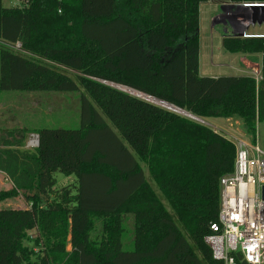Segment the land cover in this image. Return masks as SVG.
<instances>
[{
    "label": "trees",
    "instance_id": "1",
    "mask_svg": "<svg viewBox=\"0 0 264 264\" xmlns=\"http://www.w3.org/2000/svg\"><path fill=\"white\" fill-rule=\"evenodd\" d=\"M207 1L22 0L4 8L0 0V90L82 91L78 127L40 128L32 150L26 132L0 135V172L12 184L0 202L20 196L30 204L0 209V264H223L206 238L217 221L219 179L234 170L232 141L101 83L200 119L237 121L254 141L264 121V38L223 44L229 53L262 55L259 82L201 77L199 6ZM57 173L75 183L54 190ZM126 216L133 220L129 249ZM234 263L246 264L240 255Z\"/></svg>",
    "mask_w": 264,
    "mask_h": 264
},
{
    "label": "rangeland",
    "instance_id": "2",
    "mask_svg": "<svg viewBox=\"0 0 264 264\" xmlns=\"http://www.w3.org/2000/svg\"><path fill=\"white\" fill-rule=\"evenodd\" d=\"M215 2V1H214ZM4 8L21 7L22 0H1ZM227 4V2H224ZM219 10L223 8L222 1H216ZM211 5V4H210ZM218 9V7H217ZM207 4L202 3L199 6V48H200V73L203 76L218 75L228 76L238 74V70L234 69L236 66V59L233 53L225 54L223 43V31L219 26L211 27L210 20L207 13ZM237 10V9H236ZM234 11V8L230 10ZM255 25L257 23L255 22ZM264 31V22L259 24ZM231 39L232 36L225 37ZM14 51L18 48L15 46ZM227 52V51H226ZM255 56V54H253ZM261 54H257L260 59ZM241 57L240 55L236 58ZM256 58V57H255ZM250 64L252 69L256 68L255 60ZM253 64V65H252ZM217 65H225L223 69H217ZM215 66V67H212ZM218 71H221L218 73ZM70 78L74 79V72L66 73ZM102 83V82H101ZM82 91L77 93H60V92H18V91H1L0 90V133L2 135L7 132L13 133L20 137L25 132L27 133L26 146L32 136H36L35 131L43 127H71L76 128L79 124V95ZM210 128H217L222 130L224 134H229L237 138L243 139L249 145H254L264 154V121L257 123L254 141L245 134L239 122L230 120L229 123L224 119H218L217 124L205 121ZM219 130H215L218 131ZM221 133V132H219ZM222 134V133H221ZM223 134V135H224ZM244 134L245 137L242 135ZM34 149V148H28ZM145 178L155 195L159 198L166 211L173 217V212L170 206L163 198L157 186L153 183L148 170L144 165H141ZM56 184L54 190H60L63 187L75 183V176H64L60 173L55 174ZM12 184L8 178L0 173V193L10 191ZM1 208H15V209H29L30 204L22 197L15 196L0 202ZM125 232L123 233V248L129 249L133 240V220L132 216L124 218ZM100 231L99 222L95 224V232ZM29 239L39 241L38 233L30 231L28 233ZM69 250V246H67Z\"/></svg>",
    "mask_w": 264,
    "mask_h": 264
},
{
    "label": "built area",
    "instance_id": "3",
    "mask_svg": "<svg viewBox=\"0 0 264 264\" xmlns=\"http://www.w3.org/2000/svg\"><path fill=\"white\" fill-rule=\"evenodd\" d=\"M242 34V38H264ZM251 77L256 82L261 80L260 73ZM224 135L235 146L234 170L219 179L217 221L210 225L212 234L206 242L213 259L223 264H235V255L246 264H264V154L241 138ZM37 144L36 136H32L27 148H36Z\"/></svg>",
    "mask_w": 264,
    "mask_h": 264
},
{
    "label": "crops",
    "instance_id": "4",
    "mask_svg": "<svg viewBox=\"0 0 264 264\" xmlns=\"http://www.w3.org/2000/svg\"><path fill=\"white\" fill-rule=\"evenodd\" d=\"M215 1V2H214ZM216 0H209L207 2H205V4H207L208 10V16L209 18H206L208 20H210V24L211 27H215V26H219L220 29H222L223 34H224V38H223V43L222 46L224 44V39H226L225 37H227L228 35H231L232 38L237 37V34L244 32L246 33V35L249 36H261L264 35V31L262 30L261 26L259 25L261 22H264V19H260V20H253V21H246V22H239L236 20V22L232 21L235 18H242L240 16L245 17V14L243 12H240L239 10L234 9L233 12H231V8L230 9H224L223 11L219 10V5L217 6L216 4ZM211 4V5H210ZM224 5H226L223 2ZM227 4H232L230 1L227 2ZM242 5V4H240ZM218 7V9H217ZM255 22L257 23V25H255ZM224 23H228V24H224ZM224 50L225 54H228V52L225 51L224 48H222ZM234 58L236 59V66L234 67V69L238 70V74H234V75H228V76H251V74H255V73H260V68H261V56L260 59H258L257 54H255V56H253V54H245V53H233ZM241 56L239 58H236L237 56ZM256 57V58H255ZM252 60H255L256 63V68L252 69V67L250 66L252 62ZM199 66H198V72L199 75L201 77H212V78H217L218 75H210V76H203L200 73L201 70V66H200V48H199ZM253 65V64H252ZM225 66V65H224ZM223 65H217V69H223L224 67ZM215 67V66H212ZM221 71H218V73ZM221 77V76H219ZM207 126L208 124L205 121H210V123L212 124H217L218 119H201ZM225 122L229 123V119H224ZM214 130H219L217 128H212ZM1 136H3L0 133ZM25 149H28L26 144H25ZM1 173V172H0ZM3 174V173H1Z\"/></svg>",
    "mask_w": 264,
    "mask_h": 264
},
{
    "label": "water",
    "instance_id": "5",
    "mask_svg": "<svg viewBox=\"0 0 264 264\" xmlns=\"http://www.w3.org/2000/svg\"><path fill=\"white\" fill-rule=\"evenodd\" d=\"M216 1H218V2L219 1L228 2L229 0H216ZM230 8L231 9H233V8L237 9L240 12H243L245 14V17L240 16L242 18L238 17V18H235L234 20H232L234 22H236V20L239 21V22H246V21H249V20L253 21L255 19H257V20L264 19V5H262V4H249V5H244V4H242V5L226 4V5L223 6V8L221 10L223 11L224 9H230ZM224 24H228V23H224ZM237 36L239 38H242L243 37L242 32L237 34ZM102 83L107 85V86H109V87H111V88H113V89H116V90L121 91L123 93H126L128 95H131L133 97H136V98H138L140 100H143V101H145L147 103L153 104L155 106H158L160 108L168 110V111H170L172 113L178 114L180 116H183L185 118L191 119V120H193L195 122H198L200 124L206 125L200 118H197V117H195V116H193V115H191V114H189V113H187L185 111H182V110H180V109H178V108H176V107H174V106H172L170 104H167L165 102H162L160 100H157L155 98L149 97L147 95H144L142 93H139L137 91H134L132 89H129V88H126V87H123V86H119V85L112 84V83H107V82H102ZM136 94H139L142 97H138ZM145 98H148V99H151L153 101L160 102L162 104L168 105L169 107H172V109H169L168 107H164L162 105H159L156 102L149 101V100H147ZM36 138L38 140L37 135H36ZM262 191H263V199H264V187L262 188Z\"/></svg>",
    "mask_w": 264,
    "mask_h": 264
},
{
    "label": "bare ground",
    "instance_id": "6",
    "mask_svg": "<svg viewBox=\"0 0 264 264\" xmlns=\"http://www.w3.org/2000/svg\"><path fill=\"white\" fill-rule=\"evenodd\" d=\"M138 97H142L141 95H139V94H136ZM145 99H147V100H149V101H153V100H151V99H148V98H145ZM153 102H156V101H153ZM156 103H158L159 105H162V106H164V107H168L169 109H172V107H169L168 105H165V104H162V103H160V102H156Z\"/></svg>",
    "mask_w": 264,
    "mask_h": 264
}]
</instances>
